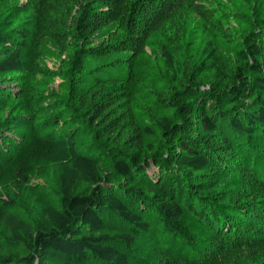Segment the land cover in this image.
Masks as SVG:
<instances>
[{
  "label": "trees",
  "instance_id": "1",
  "mask_svg": "<svg viewBox=\"0 0 264 264\" xmlns=\"http://www.w3.org/2000/svg\"><path fill=\"white\" fill-rule=\"evenodd\" d=\"M217 6L0 0V110L21 100L27 121L18 138L0 118V264H227L228 251L264 264V26L234 63L215 35L195 63L179 23L192 9L229 42ZM42 39L68 55L75 91L16 93L5 79ZM153 39L170 75L158 96ZM231 175L238 188L210 196Z\"/></svg>",
  "mask_w": 264,
  "mask_h": 264
},
{
  "label": "rangeland",
  "instance_id": "2",
  "mask_svg": "<svg viewBox=\"0 0 264 264\" xmlns=\"http://www.w3.org/2000/svg\"><path fill=\"white\" fill-rule=\"evenodd\" d=\"M26 0H11L13 6H20L25 3ZM264 0H214L217 3V8L221 11L219 21H217L222 30H225L227 40L222 38L221 32L215 30L211 25L202 23L192 9L186 11V16L179 23L182 31V49L185 58L200 63L203 61L202 50L211 35H215L212 39L220 53L224 58L229 59L232 63L235 62V55L241 51L246 45L245 37L248 33L256 29L257 27L264 26ZM148 53L152 56L154 61V67L157 74L164 75L167 81L161 85L158 89L148 88L149 92L153 96H158L162 93H166L169 87L170 75L168 74L164 61L160 55L156 40L153 39L147 46ZM113 58V56H112ZM68 55L58 50L51 42L46 39L36 41L30 45V48L25 54V67L20 73L10 75L5 79L8 83H11L12 89L16 93L25 89L28 85L33 86L37 92L44 94H67L69 91H75L76 81L73 78L70 71H68ZM111 59V57H109ZM36 63L40 69H44L48 72V77H41L39 75L31 74V66ZM85 81V80H84ZM137 109H141L140 105H137ZM26 116L24 113V104L21 100L14 99L6 107L5 110H0V118L4 120L3 128L7 130L8 134L13 137H22L27 134L26 129ZM261 153L264 155V139L261 142ZM106 168L101 167V172H105ZM264 175H261L259 179H263ZM230 180L228 184L224 185V181L214 188L210 193L212 195L223 192L226 193L229 189H237L241 180L239 176H233L227 178ZM243 181V180H242ZM223 203H227L225 200ZM193 229H195L193 227ZM193 233L201 240L209 238L208 234L196 227V230H192ZM224 255V254H223ZM221 256L220 260L223 261ZM226 262L227 264H234L237 260L244 262V257L235 256L234 253L227 252ZM200 258V257H199ZM201 259V258H200ZM225 261V260H224Z\"/></svg>",
  "mask_w": 264,
  "mask_h": 264
}]
</instances>
